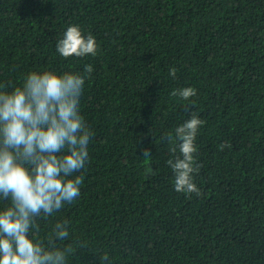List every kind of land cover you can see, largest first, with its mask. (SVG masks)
<instances>
[{"label": "trees", "instance_id": "1", "mask_svg": "<svg viewBox=\"0 0 264 264\" xmlns=\"http://www.w3.org/2000/svg\"><path fill=\"white\" fill-rule=\"evenodd\" d=\"M74 24L96 56L56 51ZM85 64L81 195L40 221L41 237L70 221L57 241L74 245L68 264H264V0H0L8 91L30 71ZM187 87L188 100L171 94ZM194 112L200 196L176 192L167 164V135Z\"/></svg>", "mask_w": 264, "mask_h": 264}, {"label": "clouds", "instance_id": "2", "mask_svg": "<svg viewBox=\"0 0 264 264\" xmlns=\"http://www.w3.org/2000/svg\"><path fill=\"white\" fill-rule=\"evenodd\" d=\"M99 49L94 35H85L78 24L69 26L56 45L66 59L96 56ZM93 70L85 64L82 72L30 71L11 91L0 83V264H68L75 250L73 243L57 244L68 240L70 221L58 220L45 238L40 221L81 195L94 132L80 113V100ZM176 71L171 68L169 75L175 77ZM171 94L188 100L197 93L187 87ZM204 123L194 112L175 128V138L167 135L174 145L167 164L178 193L201 195L194 183L200 170L194 157ZM144 155L151 154L145 150ZM101 261L110 264L107 253Z\"/></svg>", "mask_w": 264, "mask_h": 264}]
</instances>
